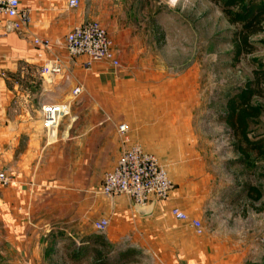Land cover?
<instances>
[{
    "label": "crops",
    "instance_id": "1",
    "mask_svg": "<svg viewBox=\"0 0 264 264\" xmlns=\"http://www.w3.org/2000/svg\"><path fill=\"white\" fill-rule=\"evenodd\" d=\"M18 1L28 22L15 31L12 24L20 18L0 19V172L12 178L0 187L2 264H100L104 248L116 254L113 264H240L204 225L205 185L197 169L162 159L164 148L186 141L171 83L152 85L155 97H146V72L119 71L105 63L85 69L84 57L70 60L63 48L74 27L96 21L110 31L121 61L117 38L124 37L125 45L141 43L132 31L143 29L148 14L143 2L146 8L149 0H80L75 9L68 8V0ZM124 4L127 9L118 10ZM35 37L48 39L52 48L35 47ZM55 58L61 73L42 74L45 62ZM76 86L82 93L72 100ZM68 102L69 116L47 131L42 106ZM121 124L131 144H140L168 168L175 187L147 217L137 216L125 196L99 193L103 175L115 167L123 148ZM187 175L192 179L185 180ZM172 208L200 221L203 234L175 220ZM101 219L109 222L104 232L93 226Z\"/></svg>",
    "mask_w": 264,
    "mask_h": 264
},
{
    "label": "rangeland",
    "instance_id": "2",
    "mask_svg": "<svg viewBox=\"0 0 264 264\" xmlns=\"http://www.w3.org/2000/svg\"><path fill=\"white\" fill-rule=\"evenodd\" d=\"M123 9L127 5L118 7ZM143 10L148 13L143 15V29L132 31L141 43L125 45L120 40L124 37L117 38L122 62L116 70L146 72V97L154 98L152 85L162 81L175 88L181 111L176 119L186 141L164 148L167 156L162 159H172L180 169H197V179L205 185L207 230L216 232L240 264H264V155L250 153L245 160L224 122L227 100L239 93L254 70L264 69V23L250 40L252 53L235 62L231 41L237 28L228 24L217 5L206 0H149ZM119 32L113 31L116 36ZM251 103L261 114L249 123L248 137L264 141V94ZM249 187L258 190L259 200L253 199V192L248 195ZM102 252L100 264L115 262L116 254L109 255L105 248Z\"/></svg>",
    "mask_w": 264,
    "mask_h": 264
},
{
    "label": "built area",
    "instance_id": "3",
    "mask_svg": "<svg viewBox=\"0 0 264 264\" xmlns=\"http://www.w3.org/2000/svg\"><path fill=\"white\" fill-rule=\"evenodd\" d=\"M80 0H68V8L75 9ZM18 0H0V19L20 18L19 23H13L12 29L19 31L22 25L28 22L27 14L20 12ZM35 47L49 51L52 43L48 39L33 38ZM63 48L68 59L84 57L83 67L89 69L93 63H105L112 68H119L120 61L113 52L112 41L104 27L96 21L84 22L74 27L67 33L63 40ZM62 65L59 59L48 60L41 69L44 75H57L61 73ZM82 93L81 86H76L71 91V99L74 100ZM43 124L47 131H53L59 125L61 119L69 116L70 103L49 104L41 108ZM122 137L123 148L115 167L105 173L102 178L99 193L107 198L125 196L132 203L140 206L155 201L156 205L167 201L173 192L174 185L168 177L167 170L155 155L147 153L140 144H131L127 137V127L121 124L117 127ZM12 183L11 176L0 172V187ZM170 215L178 221L189 222L197 235L204 232L203 226L198 220H189L188 216L178 208H172ZM109 222L101 219L94 223L98 232H104Z\"/></svg>",
    "mask_w": 264,
    "mask_h": 264
},
{
    "label": "trees",
    "instance_id": "4",
    "mask_svg": "<svg viewBox=\"0 0 264 264\" xmlns=\"http://www.w3.org/2000/svg\"><path fill=\"white\" fill-rule=\"evenodd\" d=\"M217 5L229 25L237 28L232 34L233 61L253 51L251 38L262 31L264 23V4L256 0H206ZM264 94V69L261 67L252 72V78L246 81L243 88L226 102L224 122L230 129L235 141V150L245 160L250 153L264 155V141H252L248 137V127L252 120L259 118L261 109L252 105L253 98ZM259 200L261 195L256 188H248V195Z\"/></svg>",
    "mask_w": 264,
    "mask_h": 264
},
{
    "label": "water",
    "instance_id": "5",
    "mask_svg": "<svg viewBox=\"0 0 264 264\" xmlns=\"http://www.w3.org/2000/svg\"><path fill=\"white\" fill-rule=\"evenodd\" d=\"M9 128L10 129H14L15 128V124L14 123H10L9 124ZM155 206H156V202L153 200L149 204L144 205V206H140V205H138L136 203H132L131 209L137 216H139V217H147V216H150L153 213Z\"/></svg>",
    "mask_w": 264,
    "mask_h": 264
},
{
    "label": "snow or ice",
    "instance_id": "6",
    "mask_svg": "<svg viewBox=\"0 0 264 264\" xmlns=\"http://www.w3.org/2000/svg\"><path fill=\"white\" fill-rule=\"evenodd\" d=\"M173 2H174V0H173Z\"/></svg>",
    "mask_w": 264,
    "mask_h": 264
}]
</instances>
